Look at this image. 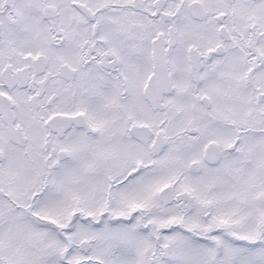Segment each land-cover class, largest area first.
<instances>
[{
    "label": "snow or ice",
    "instance_id": "6c2138e0",
    "mask_svg": "<svg viewBox=\"0 0 264 264\" xmlns=\"http://www.w3.org/2000/svg\"><path fill=\"white\" fill-rule=\"evenodd\" d=\"M0 264H264V0H0Z\"/></svg>",
    "mask_w": 264,
    "mask_h": 264
}]
</instances>
